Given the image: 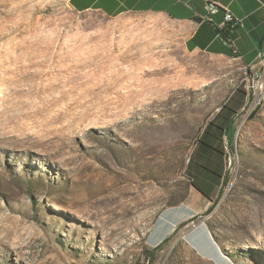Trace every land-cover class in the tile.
<instances>
[{"label": "rangeland", "instance_id": "1", "mask_svg": "<svg viewBox=\"0 0 264 264\" xmlns=\"http://www.w3.org/2000/svg\"><path fill=\"white\" fill-rule=\"evenodd\" d=\"M250 75L188 50L162 17L0 0V264H215L182 237H148L188 195L190 149L236 93V173L204 216L222 262L264 264V101L248 115ZM165 216L157 229L173 232Z\"/></svg>", "mask_w": 264, "mask_h": 264}, {"label": "crops", "instance_id": "2", "mask_svg": "<svg viewBox=\"0 0 264 264\" xmlns=\"http://www.w3.org/2000/svg\"><path fill=\"white\" fill-rule=\"evenodd\" d=\"M209 4L217 9L216 13L207 12ZM69 5L77 13L94 11L112 19L136 14L162 17L180 27L188 50L213 58L236 60L249 69V74L264 70V0H69ZM225 12H230L239 22L236 30L227 35L230 45L219 36V32L227 27ZM230 97L228 104L206 124L190 149L189 161L183 165V175L190 183L188 195L181 204L161 212L148 237L149 245L161 243L173 235L175 230L172 232L168 224L157 229L166 215L172 220V226L178 222L186 223L177 236L200 256L215 264H226L220 259L222 252L212 238L207 222L199 223L194 229L189 223L199 216L204 218L221 192L224 147L232 149L234 113L242 110L246 102L241 93ZM153 232L155 236L150 241ZM190 235H197L200 249L188 239Z\"/></svg>", "mask_w": 264, "mask_h": 264}, {"label": "built area", "instance_id": "3", "mask_svg": "<svg viewBox=\"0 0 264 264\" xmlns=\"http://www.w3.org/2000/svg\"><path fill=\"white\" fill-rule=\"evenodd\" d=\"M206 9L209 14H214L217 12V9L211 4L207 5ZM224 23L226 26H230V30L232 31L236 30L239 25V22L234 19L230 12H225ZM226 43L230 45V39H227ZM250 74L251 75L247 87V94L249 96L248 115L255 111L259 106H261L260 98L263 97L264 93V70ZM224 159L225 167L221 181V191L225 193L231 188V181L233 182L232 175L236 173V168H232V153L230 151V146L224 147ZM187 161H189V156L187 158ZM205 220H207V217L201 218L199 216L197 218H194L190 221L189 227L194 229L199 225V223H203Z\"/></svg>", "mask_w": 264, "mask_h": 264}, {"label": "trees", "instance_id": "4", "mask_svg": "<svg viewBox=\"0 0 264 264\" xmlns=\"http://www.w3.org/2000/svg\"><path fill=\"white\" fill-rule=\"evenodd\" d=\"M232 32H233V31L230 30V26H227V27L225 28L224 31L219 32V36H220V38H221L222 40H224V41L226 42V40L229 39V37H228L227 35H228V34H231ZM254 114H255V111H253V112L251 113L250 116H252V115H254ZM231 128H232V126H230V129H231ZM231 135H234V130H232ZM230 151H231V153H232V163H233V161H234L235 151L233 152V149L230 150ZM184 200H185V197H182L180 200H178V201H177L175 204H173L172 206L179 205V204H181L182 202H184ZM210 211H211V207H210L206 212L209 213ZM185 225H186V223L180 224V225L176 228V230L174 231L172 237L177 236L178 232H179V231H180ZM207 225H208V224H207ZM169 240H170V238L165 239V240L162 242V244H165V243L168 242Z\"/></svg>", "mask_w": 264, "mask_h": 264}, {"label": "bare ground", "instance_id": "5", "mask_svg": "<svg viewBox=\"0 0 264 264\" xmlns=\"http://www.w3.org/2000/svg\"><path fill=\"white\" fill-rule=\"evenodd\" d=\"M263 101H264V93H263V97L260 98V105L262 104ZM235 157H236V153L234 155V161H233L234 163H235ZM136 181L138 182V180H136ZM124 185H126V184H124ZM126 191H127L126 193L131 196L132 200L136 201V202L139 201L140 197L143 195L142 185L140 183L139 184L137 183L135 186L129 187Z\"/></svg>", "mask_w": 264, "mask_h": 264}, {"label": "water", "instance_id": "6", "mask_svg": "<svg viewBox=\"0 0 264 264\" xmlns=\"http://www.w3.org/2000/svg\"><path fill=\"white\" fill-rule=\"evenodd\" d=\"M226 262V264H229V263H227V261H225Z\"/></svg>", "mask_w": 264, "mask_h": 264}]
</instances>
